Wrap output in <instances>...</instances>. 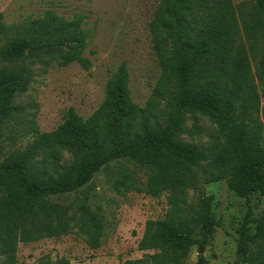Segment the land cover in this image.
Returning a JSON list of instances; mask_svg holds the SVG:
<instances>
[{
    "label": "trees",
    "instance_id": "trees-1",
    "mask_svg": "<svg viewBox=\"0 0 264 264\" xmlns=\"http://www.w3.org/2000/svg\"><path fill=\"white\" fill-rule=\"evenodd\" d=\"M81 23L53 11L11 25L0 15V264H18L20 243L74 229L99 248L101 207L85 203L87 196L74 205L59 200L120 163L134 170L120 168L118 193L163 196L167 205L163 218L145 222L137 244L152 253L122 264H186L192 247L213 239V198L204 187L221 181L246 204L234 264H264V213L254 217L250 204L264 193V0H159L149 33L160 75L143 107L131 99L122 62L87 118L69 108L52 131H40L34 118L15 130L25 109L15 101L28 90L34 65L90 69ZM196 264L207 261L198 255Z\"/></svg>",
    "mask_w": 264,
    "mask_h": 264
},
{
    "label": "rangeland",
    "instance_id": "rangeland-1",
    "mask_svg": "<svg viewBox=\"0 0 264 264\" xmlns=\"http://www.w3.org/2000/svg\"><path fill=\"white\" fill-rule=\"evenodd\" d=\"M240 4L248 0H233ZM159 0H0V15L6 24H18L29 17H41L53 11L65 20L81 18V27L87 33L84 57L91 67L84 70L77 63L59 67L36 64L28 90L16 98L25 109L15 119V130L23 129L31 118L42 132L56 129L64 114L73 108L83 118L90 116L101 104L107 79L125 62L129 72V90L132 101L143 107L155 86L160 70L152 50L149 24ZM261 121L264 128V99ZM10 123L11 124L13 123ZM187 125H190L188 122ZM203 125L209 126L208 122ZM206 140L203 138V141ZM24 139L18 147L27 144ZM134 170L129 163L114 164L111 170L97 174L83 192L71 193L59 200L62 205L83 203L99 206L106 220L101 245L89 248L76 229L60 238L42 239L27 245L18 244V264H37L41 258L57 264L66 258L71 264H122L141 259L152 251L142 252L137 244L147 220L161 219L167 211L165 198H152L143 193H118L113 184L121 167ZM145 179L143 172L136 170ZM212 196V216L216 222L211 242L192 247L186 264H196L203 255L207 264H234L237 231L246 212L245 200L236 197L226 184L211 183L204 187ZM189 202H194L190 192ZM253 216L264 213V193L251 196ZM253 230V225L249 227Z\"/></svg>",
    "mask_w": 264,
    "mask_h": 264
}]
</instances>
